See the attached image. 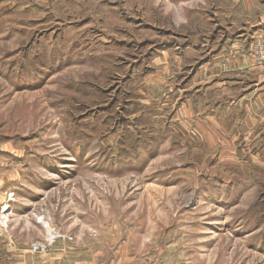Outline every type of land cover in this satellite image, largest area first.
Returning a JSON list of instances; mask_svg holds the SVG:
<instances>
[{"label":"rangeland","instance_id":"rangeland-1","mask_svg":"<svg viewBox=\"0 0 264 264\" xmlns=\"http://www.w3.org/2000/svg\"><path fill=\"white\" fill-rule=\"evenodd\" d=\"M198 3L0 0V228L26 264H264V139H207L217 93L184 106L233 65L176 50L215 31Z\"/></svg>","mask_w":264,"mask_h":264},{"label":"crops","instance_id":"crops-1","mask_svg":"<svg viewBox=\"0 0 264 264\" xmlns=\"http://www.w3.org/2000/svg\"><path fill=\"white\" fill-rule=\"evenodd\" d=\"M196 2L199 3L194 5L195 10L199 9L197 6H201L204 11L213 12L216 18L212 22L215 23V31L213 35L211 34L208 44L205 38L204 44H202L204 41L197 43L198 47L193 45L190 48L188 45L186 47L180 44L177 46L180 49L173 48L183 52L186 49L189 52L198 49V52L202 51V55L207 54L204 60L226 61L233 65L229 70H223L225 76L222 79L225 84L223 88H218L214 82L212 84L203 81L217 75L206 74L204 67H201L202 64L199 65L200 72L197 77L200 82L198 90L194 92L199 94L195 97L187 94L184 106L187 109L191 104L196 107L194 104L198 99H202L201 94L204 90L210 94L214 92V100L217 93L219 100L214 104H211L210 100L207 105H215L222 101L227 111L220 116L224 120L218 119L220 117L216 116V111V114L206 117L207 126L209 125L207 134L214 135L206 137L207 139L216 140L215 135H225L227 131L230 135L252 134L256 139L261 135L264 139V65L256 64L251 56L252 41L264 31V0H196ZM203 109L206 110V107ZM219 121L224 124L223 126L231 125V129H225L223 126L221 129ZM211 126L214 128L211 129ZM27 252L33 251L26 250L25 228L15 229L11 224L7 229L0 228V264H26Z\"/></svg>","mask_w":264,"mask_h":264},{"label":"built area","instance_id":"built-area-1","mask_svg":"<svg viewBox=\"0 0 264 264\" xmlns=\"http://www.w3.org/2000/svg\"><path fill=\"white\" fill-rule=\"evenodd\" d=\"M251 56L258 65H264V31L252 41ZM37 250H43L42 246H34Z\"/></svg>","mask_w":264,"mask_h":264},{"label":"bare ground","instance_id":"bare-ground-1","mask_svg":"<svg viewBox=\"0 0 264 264\" xmlns=\"http://www.w3.org/2000/svg\"><path fill=\"white\" fill-rule=\"evenodd\" d=\"M6 208V207H5ZM53 237V236H52Z\"/></svg>","mask_w":264,"mask_h":264}]
</instances>
